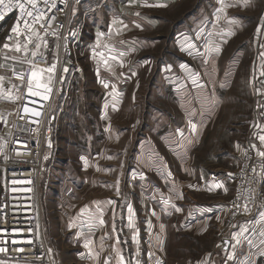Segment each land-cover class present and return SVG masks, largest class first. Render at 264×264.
Here are the masks:
<instances>
[{"label":"rangeland","instance_id":"374dc122","mask_svg":"<svg viewBox=\"0 0 264 264\" xmlns=\"http://www.w3.org/2000/svg\"><path fill=\"white\" fill-rule=\"evenodd\" d=\"M154 1L166 4L165 10L145 6L144 0H98L99 8L114 4L117 9L91 16L86 3L83 5L87 0L75 6V21L87 20L84 44L77 49V64L67 78L69 91L57 99L49 118L55 127V154L40 182L39 210L53 264H105L114 258L117 248L124 256L128 254L129 262L138 259L140 264H151L148 253L154 245L140 236L143 224L152 226L151 222L144 223L146 218L150 221L159 213L160 220H167V216L169 220L172 211L177 212L173 205L182 209V217L184 204L193 212L197 210L192 209L194 204L202 205V199L215 198L216 193L220 198L212 212H224L222 235L235 224L227 223L225 212L235 191L229 174L239 166L247 146L264 151L258 138L264 135V60L260 58L264 27L257 33L264 18V0H251L249 6H244L243 0H225L220 13L219 0H147V4ZM124 4L126 13L118 8ZM231 20L235 23H229ZM113 21H122L128 27ZM100 22L103 25L93 27ZM99 33L105 35L98 41ZM209 39L221 51L201 55ZM106 45L117 51L110 52ZM189 45L194 47L189 49ZM41 51L47 61L37 64L48 67L52 51L43 46ZM100 52L104 58L126 53L120 57L122 66L109 60L116 76L103 64ZM20 60L0 57V92L5 95H14L17 88L8 79L13 68L30 70ZM190 73L198 74L196 84ZM101 81L109 88H104ZM113 84L121 93L115 98L111 95ZM190 122L197 125V131L191 130ZM177 129L183 131V137ZM186 144L192 174L181 166V147ZM165 167L170 175L163 179L164 187L176 197L172 204L161 199L160 204L152 202L156 197L151 198L149 193ZM187 179L199 180L202 185L205 182L206 186L213 180L221 181L223 187L210 194L205 188L197 192L196 187L181 186ZM258 179L259 191L264 194V170ZM178 193L189 195L191 204L180 202ZM109 199L115 204L104 203ZM129 204L133 208L132 227L128 222ZM86 205L88 212L81 214ZM89 214L97 218L91 229L85 222ZM99 219L105 223L100 225ZM86 239L92 241L91 251L84 246ZM167 242L165 261L199 258L208 252V239L194 233L173 235Z\"/></svg>","mask_w":264,"mask_h":264},{"label":"built area","instance_id":"2783aa9c","mask_svg":"<svg viewBox=\"0 0 264 264\" xmlns=\"http://www.w3.org/2000/svg\"><path fill=\"white\" fill-rule=\"evenodd\" d=\"M82 2L67 0L66 5H63L57 0V8L53 9L56 19L51 22L48 32H55L56 35L49 34L45 38L48 41L47 49L52 51V63L56 53L59 62L50 85L52 92L49 94L42 91V96L49 95V100L27 94L28 76L22 82L12 70L8 79L11 84L17 85L14 96H20L21 99L16 102H6L4 99L0 102V247L8 249L6 253L0 252V261L4 264H53L39 210L40 182L45 167L55 154V127L49 118L57 99L69 91L67 78L71 68L77 64L76 51L84 44L85 23L75 21L74 18L75 6ZM61 8L63 11L59 10ZM17 15L18 12L13 11L0 20L1 58H25L23 52L3 48L6 42L12 44L6 37ZM41 35H44L43 31ZM20 39L23 41L24 37ZM27 58L31 59L30 54ZM63 68L68 71H62ZM15 70L29 72L28 69ZM24 105L40 111L41 116L24 113ZM257 153L256 147L247 146L240 156L239 166L231 175L235 191L225 209L227 223L230 225L250 215L252 208L260 207L264 212V194L260 193L258 182L259 174L264 170V159ZM5 156L8 159H4ZM29 188L31 191H28ZM245 204L248 211L244 210Z\"/></svg>","mask_w":264,"mask_h":264},{"label":"crops","instance_id":"0c3cea01","mask_svg":"<svg viewBox=\"0 0 264 264\" xmlns=\"http://www.w3.org/2000/svg\"><path fill=\"white\" fill-rule=\"evenodd\" d=\"M98 0H87V2H83V5H87L86 11L90 13V15H98L101 16L105 12L106 13H112L117 7L114 6V4H102L100 5L99 8L97 5ZM104 3V2H102ZM158 2L154 1V4ZM99 4V3H98ZM125 5V4H124ZM119 9L123 13H126V5L125 6H119ZM156 10H163V7H153ZM165 10V9H164ZM116 11V10H115ZM92 20V18H89ZM87 21L86 19H84ZM83 22L85 23V21ZM98 22V21H97ZM100 25H92L94 28H97V26ZM108 29L110 30V27L108 25ZM96 35V34H95ZM181 152H184L182 155V170L187 168L186 172H191L193 173V165L188 164V159H189V152L187 148V144L181 147ZM165 160V158H164ZM181 160V156H180ZM191 168V170H190ZM235 172V171H234ZM232 172L231 174H233ZM168 173V170L166 167L163 169V175L162 177H157L155 178V181L157 183L152 186L150 190V197L155 199H152L153 201H157L160 204L161 201L169 200L170 204H172L175 201V195H170L169 189L165 188L164 185V178L167 177L165 174ZM210 181V180H209ZM221 183L213 180V182H209L206 186L205 182L202 185L199 180L195 181H187L182 180L181 186L182 187H189V185H193L197 188V192L203 191L205 188L207 190V194H210L212 192L218 191L219 188L214 187V185ZM194 188V187H192ZM204 189V190H205ZM211 189V190H210ZM189 190V189H188ZM205 193V192H201ZM215 198L208 197L204 198L201 200L202 205L199 204H194L192 206V209H197L191 212V209H188L187 206L184 204L183 208H186V212L181 214L179 212H175L174 210L172 211V218L168 220H160L159 213H156L155 215L152 216V218L149 221V218H146V224H149L151 222L152 226L150 227L149 225H142V227H145V229L141 228L140 230V236L146 239L145 241L151 242V249H149V252L152 253L151 255V261L153 263L151 264H198V262L201 261H207V264H225L226 258H228L230 255L232 256L231 259L227 260V264H264V236L261 235L262 232H264V219H262L261 214L264 213L259 210V208H253L252 212L250 215L242 217L236 221V223L232 226V228L228 229L227 231H224L223 234L221 235L222 232V225H223V210H220V212L216 213L212 212L214 209L218 207V200L220 198L219 193L213 194ZM213 198V199H212ZM201 199V198H200ZM208 199V200H207ZM178 200H181L180 202L182 203H190L189 195L187 196L186 194L183 193V199L178 198ZM186 202H183V201ZM191 204V203H190ZM200 215V218L199 216ZM189 218V219H188ZM191 218H194L193 221L188 222ZM173 222V223H172ZM167 223V224H166ZM161 225L164 227L161 228ZM166 225V227H165ZM168 226V227H167ZM242 227H246L248 230L243 233L240 239V243L236 245L235 250H233V245L236 244V239L237 237L234 236L235 233H239ZM219 232V233H218ZM197 234L200 236H203L208 239L209 246H207L205 249L208 250L205 254L201 255L199 258H192L189 257L188 259L182 261V260H173V261H165L164 258V253L168 252L167 248V241L168 239L170 240L173 235L175 236H181V235H186L188 234ZM228 237L230 239L228 244H225L223 238ZM137 238V237H136ZM152 239V241H150ZM217 245H220V247H217ZM120 249V248H117ZM115 250V253H113L114 258L107 260L109 264H117L118 261V256L117 252ZM212 250V251H211ZM122 253V252H120ZM124 254V253H122ZM208 254H211L210 256ZM124 256V255H123ZM125 257V261L127 264H135L134 261L128 260L129 256L127 254V257ZM6 264H12L7 262Z\"/></svg>","mask_w":264,"mask_h":264},{"label":"snow or ice","instance_id":"6c2138e0","mask_svg":"<svg viewBox=\"0 0 264 264\" xmlns=\"http://www.w3.org/2000/svg\"><path fill=\"white\" fill-rule=\"evenodd\" d=\"M135 2V0H129V3H133ZM251 0H243V5L244 6H249L250 5ZM60 4L66 5L67 0H59ZM145 6L148 7H166V4H161V3H156V4H147V0H144ZM219 3L221 4V7L217 9V12H223L224 11V7H225V0H219ZM41 5H43V7H41ZM57 8V0H0V20H3L5 15H7L8 13H12L13 11H17L18 15H17V19L15 21L14 26L10 29V34L6 37L7 41H12V44L10 45L9 43H4L3 44V48L4 49H12L15 52H23L25 58L20 60L19 63L21 64H27L29 65V72H24V71H19L17 72L15 70V68H13V72L14 74L23 82L25 80V76H28V80L26 83V89H27V94L31 95V96H36V97H40L42 96V91L43 93H51L52 92V88L50 87L52 81H53V76L54 73L56 71L57 68V63L59 62V57H58V53L54 54L55 55V61L49 65L48 67H39L37 64V61L43 63L47 61V57L45 56L44 52L41 51V46L43 45V47L46 49L47 45H48V41L45 38L47 35H53L55 36L56 33L55 32H48V28L51 26V22L54 21L56 19V15L53 13V9ZM60 11H63V9H59ZM50 13H52L51 15H49ZM135 15L139 16L140 14L137 12L135 13ZM217 21L220 19V16L217 15L216 16ZM113 23H120L122 25L123 28H127L128 26L123 24L122 21H113ZM229 23H235V20H231L229 21ZM39 26V27H37ZM135 27H140V25L135 24ZM62 27V25H61ZM264 27V18H262V23L261 26L257 28V33L260 32V28ZM41 31L44 32V35H41ZM116 34H119V32H117ZM234 34V33H229ZM104 33H99L98 34V41H99V37L104 36ZM23 36L24 39L23 41H21L20 37ZM209 36H212V33H209ZM120 44H124L126 43L125 41H120ZM31 46V49L30 47ZM57 48H59V44L56 45ZM105 47H109V46H105ZM194 47V45H189L188 48H192ZM261 47H264V45H261ZM109 51L110 52H115L117 51V49L115 47H109ZM221 48L219 46H215L213 47V41L211 39L208 40L207 44H206V51L204 54L201 55H208L210 56L212 53L216 52H220ZM30 54L31 59H28L27 56ZM126 53L124 52H119L118 55H111L108 58H104V53L100 52L98 55L100 56L103 64L106 66V68H108V70L112 73L113 76H116V73L114 71V69L112 68V66L109 64V60L112 61H118L121 66L123 64V61L120 59V57L124 56ZM192 52L189 51V55H191ZM97 56V53L95 51V49H93V58H95ZM260 58L262 60H264V52L260 53ZM5 59H9V57H5ZM11 59L15 60L16 57H11ZM207 60L204 61L205 64H207ZM3 65H0V67H2ZM181 67H186V65H181ZM62 71L66 72L68 71L67 68H63ZM97 73H99V68L97 69ZM264 74V73H262ZM121 75H123V73H121ZM133 75H135V73H133ZM190 78L192 80L193 84H196L197 82V78H198V74L196 75H192L191 73L189 74ZM0 81H3V77H0ZM101 83L103 84L104 88H109V84L107 82L101 81ZM13 87H15L13 85ZM112 93L111 95L115 98L118 95H121V93H118L116 91V86L113 84L112 86ZM43 100H49V95L45 94L42 96ZM0 99H5V100H9V101H19L21 99L20 96H14L11 92L7 93L6 95L3 92H0ZM105 108H107V105H105ZM113 108L115 110V105H113ZM23 112L24 113H33L36 117H40L41 116V112L40 111H36L33 108L28 107L27 105L23 106ZM21 119H23V116L21 117ZM36 123H39V120L36 121ZM191 130L193 132L197 131V125L193 124L190 122L189 124ZM257 127H259V125H257ZM177 131L180 133V136L183 137V131L180 129H177ZM259 141L264 144V135H259ZM237 147H239V145H237ZM252 147H255V145H252ZM260 157H264V151H258L257 153ZM47 157H45L46 159ZM112 157H109V159H111ZM4 159H8L7 156L4 157ZM81 159H85L84 157H81ZM85 166H87V161L85 160ZM253 171H255V168H253ZM165 175H170V173H166ZM233 174H229V176H231ZM13 183H15V181H13ZM29 184H31V181H28ZM189 187H195L193 185H189ZM214 187L216 188H221L223 187L222 184H216L214 185ZM15 190V189H13ZM174 190V189H173ZM211 190V189H210ZM28 191H31V188L28 189ZM117 194H119V187H117L116 189ZM224 191L226 192L227 189L225 188ZM178 198L183 199V194L182 193H178ZM169 200H165L164 203H169ZM97 205L100 204L99 201H95L93 202ZM104 203L107 204H115L114 200H107L104 201ZM173 207L175 208V210L177 212L181 211L182 209L179 207H176L175 205H173ZM234 207L239 208L240 205H234ZM244 210L248 211V207L247 204L243 205ZM99 210V209H98ZM127 210L129 213L128 216V222H129V227H132V220H133V208L131 206V204L127 205ZM88 212V206L86 205L85 207L81 208L80 213L84 214ZM103 213L102 211L100 212V216H102ZM262 219H264V213L261 214ZM97 218L95 216H93L92 214H89L86 218H85V222L88 224L89 228H93L95 227L94 221ZM98 223L100 225H103L105 222L103 219H99ZM70 227H76L75 224H70ZM164 226L161 225V228H163ZM248 229L246 227H242L239 233H235L234 236L237 237L236 239V244L233 245V250H235V247L237 244L240 243V239L239 237H241L243 235V233H245ZM262 236H264V232L261 233ZM101 239L103 240L104 237H101ZM133 239L135 240L136 237L133 236ZM31 241H29L30 243ZM117 243H119V238L117 237ZM92 244V241L90 239H86L85 240V248H89V251H91L90 249V245ZM217 247H220V245H217ZM8 251L7 248L4 247H0V252L6 253ZM20 251H23V249H20ZM49 251H51V249H49ZM83 255V254H81ZM136 255H139V252L137 251ZM149 256L152 255L151 252L148 253ZM209 256L211 254H208ZM117 256H118V261L117 264H127V262L125 261V257L123 256L122 253H120L119 249H117ZM232 256L230 255L228 258H226L225 260V264H227V260L231 259ZM0 264H4L3 261H0ZM105 264H109V262L106 260ZM135 264H140V261L137 259L135 261ZM159 264V262H158ZM198 264H207V261H201L198 262Z\"/></svg>","mask_w":264,"mask_h":264},{"label":"water","instance_id":"95a60500","mask_svg":"<svg viewBox=\"0 0 264 264\" xmlns=\"http://www.w3.org/2000/svg\"><path fill=\"white\" fill-rule=\"evenodd\" d=\"M229 241H230V239H228V238H226V239L224 240L225 244H228Z\"/></svg>","mask_w":264,"mask_h":264}]
</instances>
